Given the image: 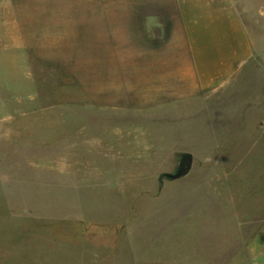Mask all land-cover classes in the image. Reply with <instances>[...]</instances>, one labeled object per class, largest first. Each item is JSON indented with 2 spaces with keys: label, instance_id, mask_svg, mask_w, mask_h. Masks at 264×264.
Here are the masks:
<instances>
[{
  "label": "rangeland",
  "instance_id": "1",
  "mask_svg": "<svg viewBox=\"0 0 264 264\" xmlns=\"http://www.w3.org/2000/svg\"><path fill=\"white\" fill-rule=\"evenodd\" d=\"M124 1L101 0L103 15ZM94 2L0 0V264H250L264 0H236L256 60L207 101L171 59L144 55L163 38L133 45Z\"/></svg>",
  "mask_w": 264,
  "mask_h": 264
},
{
  "label": "crops",
  "instance_id": "2",
  "mask_svg": "<svg viewBox=\"0 0 264 264\" xmlns=\"http://www.w3.org/2000/svg\"><path fill=\"white\" fill-rule=\"evenodd\" d=\"M126 3L117 4L112 15H103L106 5L101 0L90 6L99 13L100 20L109 17L116 19L118 28L130 27L133 45L157 43L163 38L167 44L163 52L148 49L144 55L155 61L171 59L174 70L191 83V99L219 98L256 60L236 0H131L130 5ZM144 55L134 52L132 58L142 59ZM248 252L250 264H264V232L250 244Z\"/></svg>",
  "mask_w": 264,
  "mask_h": 264
},
{
  "label": "water",
  "instance_id": "3",
  "mask_svg": "<svg viewBox=\"0 0 264 264\" xmlns=\"http://www.w3.org/2000/svg\"><path fill=\"white\" fill-rule=\"evenodd\" d=\"M193 165V157L191 155L185 156L180 163V171L174 177V179H179L187 174Z\"/></svg>",
  "mask_w": 264,
  "mask_h": 264
}]
</instances>
